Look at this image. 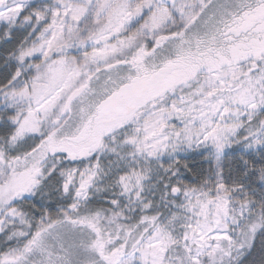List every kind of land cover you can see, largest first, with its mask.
I'll list each match as a JSON object with an SVG mask.
<instances>
[{
	"label": "snow or ice",
	"instance_id": "obj_1",
	"mask_svg": "<svg viewBox=\"0 0 264 264\" xmlns=\"http://www.w3.org/2000/svg\"><path fill=\"white\" fill-rule=\"evenodd\" d=\"M0 264H264V0H0Z\"/></svg>",
	"mask_w": 264,
	"mask_h": 264
}]
</instances>
